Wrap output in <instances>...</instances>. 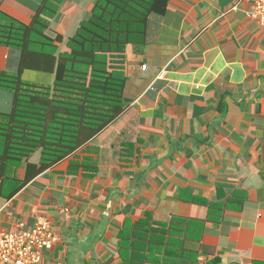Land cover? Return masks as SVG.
Returning <instances> with one entry per match:
<instances>
[{"label":"crops","instance_id":"0c3cea01","mask_svg":"<svg viewBox=\"0 0 264 264\" xmlns=\"http://www.w3.org/2000/svg\"><path fill=\"white\" fill-rule=\"evenodd\" d=\"M43 1L0 0V24L31 25ZM58 1L52 38L74 36L99 0ZM252 13L249 0H170L149 44L126 49L123 114L15 195L23 165L0 170V231L47 218L56 243L41 264H264V25ZM15 57L0 46V72ZM13 101L0 91V112Z\"/></svg>","mask_w":264,"mask_h":264},{"label":"trees","instance_id":"16d2710c","mask_svg":"<svg viewBox=\"0 0 264 264\" xmlns=\"http://www.w3.org/2000/svg\"><path fill=\"white\" fill-rule=\"evenodd\" d=\"M44 0L31 25L0 24V46L16 54V72H0L13 94L0 112V170L24 167L15 195L43 171L74 156L124 112L126 49L149 44L153 22L170 0H99L74 36L50 37L61 1ZM53 75L51 85L23 80L25 71Z\"/></svg>","mask_w":264,"mask_h":264},{"label":"built area","instance_id":"2783aa9c","mask_svg":"<svg viewBox=\"0 0 264 264\" xmlns=\"http://www.w3.org/2000/svg\"><path fill=\"white\" fill-rule=\"evenodd\" d=\"M249 1L253 4V18L264 25V0ZM142 70L146 71L147 66ZM55 243L52 224L45 217H40L29 232L0 231V264H41L44 252L51 250Z\"/></svg>","mask_w":264,"mask_h":264}]
</instances>
